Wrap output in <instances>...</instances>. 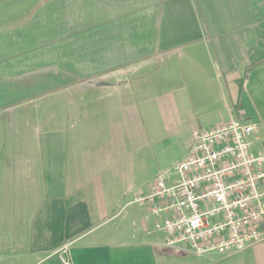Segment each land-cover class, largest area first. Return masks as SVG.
<instances>
[{
  "label": "crops",
  "instance_id": "1",
  "mask_svg": "<svg viewBox=\"0 0 264 264\" xmlns=\"http://www.w3.org/2000/svg\"><path fill=\"white\" fill-rule=\"evenodd\" d=\"M240 116L264 147V0H0V264H264L168 247L133 202Z\"/></svg>",
  "mask_w": 264,
  "mask_h": 264
},
{
  "label": "built area",
  "instance_id": "2",
  "mask_svg": "<svg viewBox=\"0 0 264 264\" xmlns=\"http://www.w3.org/2000/svg\"><path fill=\"white\" fill-rule=\"evenodd\" d=\"M256 131L241 116L194 131L185 156L134 198L149 206L168 247L230 257L264 241V147L253 151ZM69 245L55 251L61 264H71Z\"/></svg>",
  "mask_w": 264,
  "mask_h": 264
},
{
  "label": "rangeland",
  "instance_id": "3",
  "mask_svg": "<svg viewBox=\"0 0 264 264\" xmlns=\"http://www.w3.org/2000/svg\"><path fill=\"white\" fill-rule=\"evenodd\" d=\"M7 249H8V247H7V245H6V250L5 251H7ZM10 249H8V251H9Z\"/></svg>",
  "mask_w": 264,
  "mask_h": 264
}]
</instances>
